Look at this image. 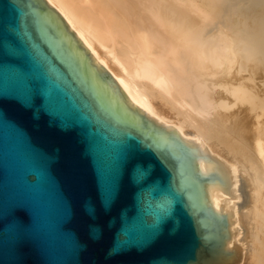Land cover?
<instances>
[{
    "label": "water",
    "instance_id": "water-1",
    "mask_svg": "<svg viewBox=\"0 0 264 264\" xmlns=\"http://www.w3.org/2000/svg\"><path fill=\"white\" fill-rule=\"evenodd\" d=\"M19 5L0 12V89H19L29 77L40 82L42 101L62 111L77 126L61 129L40 112L25 109L10 98L0 100V113L14 123L20 136L0 124V202L30 200L35 207L38 243L18 251L7 229H0V264H177L187 253L191 264H235L236 246L224 248L231 230L216 219L207 188L220 182V193L231 195L229 168L222 157L190 140L182 129L165 125L127 103L126 94L110 80L96 57L71 40L72 52L51 37L42 15L54 16V6L42 0H11ZM10 0H0V10ZM20 29L21 31H16ZM68 37V36H67ZM31 44L22 72L5 47ZM21 53L20 49H13ZM47 53V55L45 54ZM147 145L136 160L149 168L157 184L176 188L182 199L159 234L143 244L155 218L151 198L141 189L130 165L120 159V144ZM33 150L47 153L43 183L30 177L38 160ZM116 194L105 204L109 188ZM70 202L71 215L62 218L60 197ZM89 207L94 211H89Z\"/></svg>",
    "mask_w": 264,
    "mask_h": 264
},
{
    "label": "bare ground",
    "instance_id": "bare-ground-1",
    "mask_svg": "<svg viewBox=\"0 0 264 264\" xmlns=\"http://www.w3.org/2000/svg\"><path fill=\"white\" fill-rule=\"evenodd\" d=\"M42 1L127 103L222 157L232 196L213 182L207 206L225 217L235 264H264V36L251 0Z\"/></svg>",
    "mask_w": 264,
    "mask_h": 264
},
{
    "label": "snow or ice",
    "instance_id": "snow-or-ice-1",
    "mask_svg": "<svg viewBox=\"0 0 264 264\" xmlns=\"http://www.w3.org/2000/svg\"><path fill=\"white\" fill-rule=\"evenodd\" d=\"M51 3V0H48ZM13 11L16 10L19 5L11 2L6 6L4 10L0 12H7L8 8ZM248 10L249 19L253 23L259 22L262 36H264V0H251V2L245 6ZM34 12L42 15L45 21V27L50 33L51 37L60 41L64 45V52H72L71 39L64 35L60 29V26L55 22L54 16L46 12L40 13L38 9L33 8ZM16 31H21L16 29ZM31 44H17L13 48L5 47L3 54L6 58H12L19 66L22 72H29L31 69L29 65L24 63L25 57L28 56V49ZM13 49L22 50L21 53L14 51ZM47 55V53H45ZM4 98H10L15 103L21 105L25 109H32L36 104H39V109L33 113L35 118H39L40 112L46 113L51 119L50 123L61 129H70L77 126V120L70 119L62 111L54 109L46 100L42 101L40 82L35 77H29L25 81V86L19 89H0V100ZM0 124L10 128L14 133L20 136L19 128L14 124L8 122L2 113H0ZM140 147H149L147 145H133L131 143L121 142L120 144V159L125 162L126 165H130L131 171L135 182L141 189V199L145 198V189L147 190V197L151 198V205L155 208V218L149 226V232L140 240L136 241L138 244H143L147 240L155 238L161 231L160 225L166 220V218L174 214V205L182 199L178 185L176 188H164L163 185L157 184L154 175L151 170L136 160V152ZM149 150L150 147H149ZM34 159L38 160V165L33 169V175L30 180L33 182H39V186L46 177L47 166L51 157L47 153L37 152L33 150ZM116 194L115 187L108 189L105 195V204L110 203L111 199ZM89 211H94L89 207ZM35 207L30 200L18 199L9 204L0 202V229H7L11 234L16 248L18 251L23 250L26 246L34 243H38L39 239L35 229ZM60 212L62 218H69L72 212L70 202L60 197ZM177 264H191L187 253L182 256Z\"/></svg>",
    "mask_w": 264,
    "mask_h": 264
},
{
    "label": "rangeland",
    "instance_id": "rangeland-1",
    "mask_svg": "<svg viewBox=\"0 0 264 264\" xmlns=\"http://www.w3.org/2000/svg\"><path fill=\"white\" fill-rule=\"evenodd\" d=\"M253 92H254L253 89H250V90H249V93H250V94L253 93ZM227 101H230V102L232 103L233 101H235V98H234V97H231L230 99H227ZM238 205L240 206L241 209H243V208H244V199H241V200L238 202Z\"/></svg>",
    "mask_w": 264,
    "mask_h": 264
}]
</instances>
